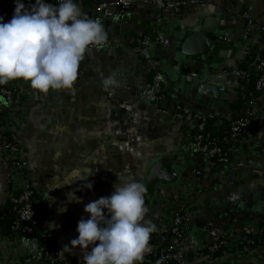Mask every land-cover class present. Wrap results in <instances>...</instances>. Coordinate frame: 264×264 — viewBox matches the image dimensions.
Returning <instances> with one entry per match:
<instances>
[{
	"label": "crops",
	"instance_id": "crops-1",
	"mask_svg": "<svg viewBox=\"0 0 264 264\" xmlns=\"http://www.w3.org/2000/svg\"><path fill=\"white\" fill-rule=\"evenodd\" d=\"M190 1L196 3L178 15L169 11L156 25L147 20L138 5L122 20L105 25L106 45L89 48L74 91L38 93L24 98L25 126L17 137L23 157L33 169H38L36 185L47 199L61 264H83L81 251L68 253L64 247H71L70 241L78 237V222L89 218L85 205L113 194L118 182L116 174L131 175L145 186V206L149 210L146 219L158 229L161 215L169 212L159 193L165 191L170 198L175 197L190 183L193 172L195 126L189 119L174 114L175 103L193 112L214 114L219 124L231 112L238 111L234 108L237 90L230 87L242 82L233 75L219 77L217 71L239 61L242 51L239 26L231 22L222 0ZM234 5L237 9L247 8L255 19L264 16V0H236ZM84 15L101 23L93 12ZM208 15L211 19L208 37L217 45L213 59L208 64L197 62L187 72V59L178 54L175 46L205 23ZM218 18L223 19V24L215 23ZM158 34L169 39L171 46L153 45L145 49L139 44L143 36L155 39ZM146 54L166 77L167 91L173 98L157 99L146 74ZM112 73H117L121 86L109 94L102 89L101 80ZM21 82L29 91H35L28 82ZM213 86L219 88L218 98L211 91ZM223 86L228 91L221 92ZM165 100L168 102L164 104ZM261 108L264 109V100ZM258 143L261 148L253 152L244 148L240 155L254 179L243 182L237 172L227 170L229 184L216 182L209 193L214 206L199 215L192 214L184 223L187 235L197 243L222 237L236 219L249 213L242 212V207L248 205L250 211L264 216V135ZM236 149L240 150V145L236 144L233 151ZM159 163H163L164 171L170 172L173 179L159 182L157 178L154 189L150 177ZM86 182L93 189L89 190ZM69 193H75L82 202H70ZM39 255L35 240H19L15 247L0 245V264H16L15 259L26 264L31 256ZM262 262L263 252L242 263Z\"/></svg>",
	"mask_w": 264,
	"mask_h": 264
},
{
	"label": "built area",
	"instance_id": "built-area-1",
	"mask_svg": "<svg viewBox=\"0 0 264 264\" xmlns=\"http://www.w3.org/2000/svg\"><path fill=\"white\" fill-rule=\"evenodd\" d=\"M88 1L86 3L75 0L83 14L93 12L101 20L103 27L122 20L138 5L145 11L147 20L156 25L168 16L169 11L178 15L183 9L196 3L190 0H149L141 3L132 0ZM222 1L228 7L231 22L239 26L238 39L242 51L237 64L219 68L217 75H233L242 82L240 86L230 87L237 90L235 100L241 103V109L231 112L224 118V123L215 122L214 127L220 133L225 134L228 131L226 138L215 140L208 125L216 115L193 112L178 103L174 104V114L189 119L195 126V135L192 138V179L173 198L165 191L159 193L160 200L169 206V212L161 215L157 229L160 237L150 241L152 252L145 255V258L159 255V259L146 264H244L243 261H248L250 257L253 259L255 254L264 253V220L261 219H249L231 226L218 240L208 243H197L184 229V223L192 214L199 215L214 206L209 193L216 182L221 185L229 184L227 170L237 172L243 182L254 179L249 165L241 161L240 155L244 148L252 152L261 148L258 140L264 135V109L261 108L264 100V16L255 19L247 8L238 6L242 11L237 9L234 5L236 0ZM24 2L26 7H31L35 0ZM47 2L58 5V0ZM14 10L15 0H5L0 5V17L8 22L12 19ZM139 44L145 49L153 45L170 47L171 41L158 34L155 39L143 36ZM152 62L150 55L146 54V74L157 99L173 98L167 91L166 77ZM243 63L248 65L247 70L239 67L238 64ZM220 91L224 93L228 88L223 86ZM29 95L37 96L38 93L26 89L21 80L0 85V180L5 189V203L9 201L15 205L14 210L20 221L39 225L43 247L39 248L40 255L31 256L26 264H37L41 261L44 264H56L59 251L53 246L55 240L47 199L36 185L38 169H33L23 157L17 137L18 132L25 126L23 101ZM236 144L240 145V150L233 151ZM198 155L202 158L200 163L196 159ZM34 193L39 197L35 203L36 209L30 204ZM13 229L17 234L12 237L3 236L0 231V245L15 247L19 240L25 239L22 235L32 231L31 228L21 229L19 224ZM254 229L255 232H246ZM15 262L20 264L19 259H15Z\"/></svg>",
	"mask_w": 264,
	"mask_h": 264
},
{
	"label": "clouds",
	"instance_id": "clouds-1",
	"mask_svg": "<svg viewBox=\"0 0 264 264\" xmlns=\"http://www.w3.org/2000/svg\"><path fill=\"white\" fill-rule=\"evenodd\" d=\"M106 40L103 25L84 15L75 0L58 5L35 0L31 7L15 0L12 19L0 17V85L22 80L43 95L74 91L87 51L102 48ZM101 86L112 94L121 86L117 73L103 77ZM116 176L113 194L85 205L89 218L78 222V237L64 247L68 253L81 251L83 264H142L152 252L157 225L146 219V188L131 175ZM86 187L93 189L91 183ZM70 196V202H82L75 193Z\"/></svg>",
	"mask_w": 264,
	"mask_h": 264
},
{
	"label": "water",
	"instance_id": "water-1",
	"mask_svg": "<svg viewBox=\"0 0 264 264\" xmlns=\"http://www.w3.org/2000/svg\"><path fill=\"white\" fill-rule=\"evenodd\" d=\"M137 3L146 2L149 0H132ZM208 19H206V22L202 25L194 28L192 30L191 34L187 37L186 40H184L180 45H176L175 49L178 51V54L181 55L182 58H186L187 60V66L188 68L185 69V71L190 72V67L194 66L197 62H202L205 59V55L207 53L213 54V51L216 49L217 45L214 42L213 39H210L208 37L209 35V23L210 22V16H207ZM223 24V19L218 18L217 21H215L216 24L218 23ZM213 35H218L216 33H212ZM108 36V35H107ZM211 91L215 94V96L218 98L219 88L217 86H213L211 88ZM164 104L168 102V100L163 101ZM173 175L170 172L164 171L163 163H159L156 165L151 173L150 177V185L152 188L155 189V185L157 183L156 179L158 178L159 182L161 181H172ZM157 189V187H156ZM5 204V189L1 183L0 180V209ZM250 206V205H249ZM242 207L243 211H249V213L242 215L240 219H236L237 221H234L230 226H234L238 223H241L242 221H247L249 219H261L264 220V216L260 215L259 213L254 211H250L251 207Z\"/></svg>",
	"mask_w": 264,
	"mask_h": 264
},
{
	"label": "trees",
	"instance_id": "trees-1",
	"mask_svg": "<svg viewBox=\"0 0 264 264\" xmlns=\"http://www.w3.org/2000/svg\"><path fill=\"white\" fill-rule=\"evenodd\" d=\"M5 0H0V5L2 3H4ZM47 1H51V0H47ZM86 3H88V0H83ZM102 0H94V2H100ZM90 2H92V0H90ZM238 63V62H237ZM239 67L243 70H247L248 65L243 63V64H238ZM236 110H240L241 109V103L239 101H236L235 103V107ZM217 116H214L213 119H211V121L209 122L208 125V130L209 132L212 134V137L216 140H223L224 138H226L225 134H228V131L223 134L220 133L215 127L214 124L215 122H217ZM198 163L201 162V156L198 155L196 157ZM39 197L38 195H36L35 193L33 194V198L32 201L30 202V204L32 205L33 208L36 209V200H38ZM15 205H13L11 202H6L0 209V229H1V233L3 236H15L17 234L16 231H14L13 227L17 224H19V227L21 229H25V228H31L32 231L31 233H28L26 235H22L23 238L27 239H31V240H35L38 245L39 248L43 247V239L41 236V232L39 230V225L38 224H34V223H30V222H21L20 218L18 216V214L15 212L14 210ZM20 234V233H19ZM21 235V234H20ZM158 237H160V234L158 232H155L154 234H152L151 237V241H155ZM55 240V238H54ZM53 246L57 248V244L56 241L53 243ZM159 259V255L157 257H153V258H145L144 261L142 262V264H146L148 262H152V261H158ZM56 264H61V261L58 259V261L56 262ZM169 264H175V263H169Z\"/></svg>",
	"mask_w": 264,
	"mask_h": 264
},
{
	"label": "flooded vegetation",
	"instance_id": "flooded-vegetation-1",
	"mask_svg": "<svg viewBox=\"0 0 264 264\" xmlns=\"http://www.w3.org/2000/svg\"><path fill=\"white\" fill-rule=\"evenodd\" d=\"M212 59H213L212 54L207 53V54L205 55V59H204V61H202V62L205 63V64H208V62H209V61H212Z\"/></svg>",
	"mask_w": 264,
	"mask_h": 264
}]
</instances>
